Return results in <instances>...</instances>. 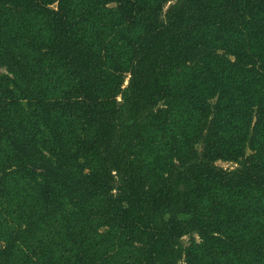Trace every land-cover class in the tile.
Segmentation results:
<instances>
[{"label": "trees", "instance_id": "obj_1", "mask_svg": "<svg viewBox=\"0 0 264 264\" xmlns=\"http://www.w3.org/2000/svg\"><path fill=\"white\" fill-rule=\"evenodd\" d=\"M0 264H264V0H0Z\"/></svg>", "mask_w": 264, "mask_h": 264}, {"label": "rangeland", "instance_id": "obj_2", "mask_svg": "<svg viewBox=\"0 0 264 264\" xmlns=\"http://www.w3.org/2000/svg\"><path fill=\"white\" fill-rule=\"evenodd\" d=\"M220 165H221V166H223V167H227V165H226V164H222V163H221ZM184 240H185V239H184Z\"/></svg>", "mask_w": 264, "mask_h": 264}]
</instances>
